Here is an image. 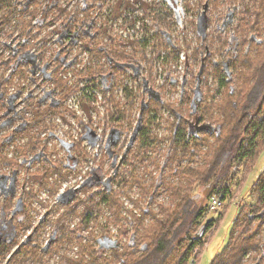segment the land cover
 Segmentation results:
<instances>
[{
  "label": "rangeland",
  "instance_id": "1",
  "mask_svg": "<svg viewBox=\"0 0 264 264\" xmlns=\"http://www.w3.org/2000/svg\"><path fill=\"white\" fill-rule=\"evenodd\" d=\"M95 1L85 0L87 3L81 4L80 0H7L8 4L0 8V16L5 17V14L8 16L6 22L0 21L3 22L0 39L11 44L20 40L22 32L26 33L25 27H31L32 32H36L34 38L38 41L45 35L47 41L55 39L57 33L54 30L63 20V12L59 8L66 9L67 4L68 12L74 16L89 19L96 15L95 24L100 23L108 33L114 34L118 41L122 40L121 37L126 40V46L119 42H116V45L132 56L130 76L115 71L109 76L114 82L110 88H104L98 78V72L102 74L110 70L102 58L103 55L96 58L84 52L79 55L81 60L77 63L55 70L51 83L45 82L43 87L56 88L50 97L62 98V101L67 99L66 107L63 102L53 114L51 113L50 122L46 121L48 128L57 134L72 137L76 132L69 124L72 121L77 123L78 119L82 118L104 136L108 135L109 127L116 126L114 135L118 137L121 130L122 138L129 144L128 139L130 141L138 122L143 126V132L141 131L128 156L129 165L123 164L122 170L115 178L112 192H108L102 185L106 179L110 180L114 171L110 169V159L101 155L98 159L102 164L99 169L101 183L95 184L97 188L100 186L99 198L90 196L87 192H80L74 200L67 201L68 207L48 203L51 219L44 223L36 222L40 207L34 200H28L27 208L31 219L34 218L31 224L34 227L32 238L43 245L50 236L53 238L58 236V239L48 242L47 247L46 245L43 247L44 253L37 255V258H33L29 253L20 252L12 256L6 264H127L128 260H135L145 254L142 249L140 250L141 244L146 242L149 248L152 246L151 235L159 230L160 221L181 220L180 209L186 197H191L196 204L205 206V211L188 232V235L193 236L199 234L200 244L195 246L183 264H211L213 256L221 250L228 238L231 244L224 252V257L232 256L239 244L249 242L247 245L249 247L238 264H264V258L261 259L264 253L252 247L255 240L264 243V220H258V214L264 212L259 206L260 199L264 197V149L242 161L238 160L241 162L234 161L227 177L217 179V169L208 180H204L203 174L209 169L221 137H217L214 132L200 129H195L194 132H198L196 135L191 130L187 131L186 125L183 139L177 142L173 138L176 125L184 124L187 118L192 119L190 112L194 111V106L200 101L201 95L202 104L213 107L210 116L207 115V109H204L207 120L215 126L225 124L223 136L228 130L227 123L234 125L235 118L226 119L223 111L220 113L219 109L221 106L230 109L233 100H236L238 105L241 104L250 84L242 85L240 78V82L234 83V94L229 95L228 85L219 89L222 75L213 71L212 61L204 70V59H207L209 54L210 60L215 58L220 61L224 58V47L230 37L236 35L240 38L243 32L249 31L252 24L248 23V29H239L236 25L237 20L242 18L239 25L242 26L248 22L249 13L253 11H255L253 14L256 12L260 14L258 30H263L264 0H182L185 13L181 15V26L175 23L174 15L165 3L159 2L160 4L155 5L152 3L153 0H145L146 6H149L145 9L139 7L136 0H125L128 1V6L120 5L122 0H100V4H96ZM235 6L237 9H232ZM43 8L49 11L48 25H43L41 18ZM8 11L10 13L7 15ZM113 12L115 15L110 16ZM232 14L235 16L233 23L227 26ZM47 16H44L46 21ZM200 16L205 18L203 32L199 30L201 33L196 31ZM254 19L253 16L251 20ZM156 22L164 30L170 31L172 36L170 46H166L165 36L161 31L156 30ZM50 31L52 35L48 37ZM10 32L13 33V39L11 34L9 35ZM258 32L255 36L262 38L263 42L258 45L257 50L260 52L259 61L264 65V32ZM142 36L148 38V43ZM207 43L211 52L205 55L204 46ZM55 48L51 43L48 50L54 51ZM4 51L6 54L9 46H5ZM244 53L242 51L241 54ZM137 62H140L141 73ZM84 64L85 67L80 69ZM96 66L98 72L94 71ZM5 69L6 65L0 61V72ZM138 69L139 77H136L135 70ZM203 70L204 78H197ZM141 74H145V77L141 78L143 76ZM194 86L195 93L198 89L200 96L194 98L191 110L189 99ZM184 90L186 91L182 100L181 91ZM79 96L86 97L92 104L83 105L79 101ZM143 106L146 108L143 109ZM263 111L264 107L261 112ZM261 112L260 116L263 114ZM193 122L197 123L196 118ZM71 126L75 127V124L72 122ZM21 143L22 141H19V149L26 153L27 148L24 149ZM11 148L12 146L9 150ZM9 150H5V155L10 156ZM52 151L53 160L64 158L57 148H52ZM88 164L89 160L83 158L82 169L77 168L71 174H64L67 180H63L60 187L78 184L81 178L88 174L85 173ZM218 182L222 187L228 185V191L225 193L224 206L211 212L207 208L209 196L220 195L223 192L213 189ZM108 196H114L112 206H108ZM148 207L150 213L144 214V209ZM172 208L175 209L173 214ZM62 213L63 221L60 222L57 216ZM108 215H115V226L114 217L111 216L107 220ZM130 220L133 226L129 224ZM210 220L212 224L206 229V223ZM26 228L28 227L20 225L19 232L22 233ZM57 231L62 234V238ZM65 233L71 236V244H66ZM104 234L110 235L108 238L115 243L100 245L98 248L96 240H102ZM134 234L137 246L134 251L128 253L130 249H127L126 244L134 238ZM189 240L187 237L175 247L174 253L165 264H177V259L187 247ZM258 241L256 242L259 243ZM8 252L9 250L0 259V264H4L10 257Z\"/></svg>",
  "mask_w": 264,
  "mask_h": 264
},
{
  "label": "flooded vegetation",
  "instance_id": "2",
  "mask_svg": "<svg viewBox=\"0 0 264 264\" xmlns=\"http://www.w3.org/2000/svg\"><path fill=\"white\" fill-rule=\"evenodd\" d=\"M136 1L139 2V7L141 8L147 9L149 7L146 6L147 2L145 0ZM153 1L152 3L155 5L165 3L168 10L174 15L175 23L181 26L182 19L178 20L176 18L174 9L179 8L181 15L185 13L182 0ZM80 2L81 4L87 3L85 0H80ZM95 2L96 4H100V0H96ZM124 4L128 6V1L122 0V4L120 5ZM68 5H66V9L59 8L63 12V20H61L54 30L57 33L55 39L51 38L47 41V36L45 35L38 41L34 38L37 34L35 31L32 32L31 27H25L26 33L22 32L20 40L16 43L11 44V42L1 41L0 39V50L2 49L0 51V61L6 65V69L0 72V249H3L2 255L9 250L8 254L10 256L4 264L9 262L13 254H19L21 244L26 241H32L44 253L43 247L48 242H53L55 238L56 241L58 239V236L54 238L50 236L45 241V245H43L32 238L34 227L31 224L34 218L31 219V214L27 208L29 199L34 200L35 204L40 207V213L36 216L38 221L36 220V222L44 223L51 219V210L48 203L68 207L67 201L74 200L80 192H87L90 196L93 195L99 198L100 186L97 188L95 184L101 183V172L99 169L102 164L98 162L101 155H105L108 160L110 159V169L114 171L110 176V180L106 179L102 185L108 192H112L115 186V178L122 170L123 164L127 163V166L129 165L128 156L138 138L137 136L134 139L135 141L129 146V144L125 143V139L122 138L121 130H119L118 137L114 135L116 126L109 127L108 135L104 136L101 132L98 133L90 123L84 122L82 118H79L77 123L72 121L75 127L71 126L72 122L69 124L76 132L72 137L57 134L46 126V121L50 122L51 113L53 114L60 104L62 105L64 102L66 107L67 98L62 101V98L50 97L54 94L56 88H51L50 86L43 87L45 82L51 83L52 75L56 72L57 68L62 69L72 66L78 60H81L79 55L84 52H88L91 57L96 58H100L103 55L104 57L102 58L110 70L100 74L96 66L94 71L98 72V78L104 88H110L114 83L109 76H112L115 71H121L124 75H129L131 71L132 56L127 54L125 49L116 45V42H119L126 46V40L121 37L122 40L118 41L115 35L108 33L100 23L95 24V21H97L96 15L91 16L89 19H86L87 17L74 16L71 12H68ZM232 9L237 8L235 6ZM41 14L43 16L41 17L43 25L50 24V22L48 23L47 16V14L49 15V11L43 8ZM114 15L115 12L110 14V16ZM44 16H47V21ZM234 18L235 16L232 14L227 26L233 23ZM241 21L242 18H239L236 25L239 26ZM156 24V30L158 29L165 36L166 46H170L172 40L170 31L161 28L158 22ZM196 31L201 33L198 27H196ZM1 32L2 28H0V34ZM10 34L13 39V33L10 32ZM51 35L50 31L48 37ZM144 38L147 39L148 43V38ZM260 40V38L255 36L254 32H250L245 37L241 35L240 38L232 35L224 47V58L220 60L221 73L226 74L228 69L232 70V67L228 63H225L226 59L229 60L231 55L237 57L242 51L245 52L244 54L253 50L255 51V44H259ZM51 43L56 47L54 51L48 50L51 47ZM5 46H9V51L6 54L4 51ZM207 47H209L208 43L204 46V49H206L205 55L207 52H210ZM121 51L122 53H117ZM210 55L207 56V59H204V70L210 61L215 65L218 64L217 59L210 60ZM12 59L13 61H10ZM137 63H139L138 68H140L141 73L140 62ZM84 67L85 64L80 69ZM138 71L139 69L135 70L136 77H139ZM204 76L205 74H202V79ZM143 77H145V74L141 78ZM230 77L231 74L229 75ZM181 84H183L182 81ZM152 91L154 92V90ZM185 91H181L182 100ZM186 95L188 96L189 93L187 92ZM197 97L198 95L195 93L194 86L189 99L190 107L193 104L194 98ZM202 99L201 95V99L196 105L202 104ZM79 101L86 106L92 104V101L84 96H79ZM29 115L31 116L28 118ZM191 116L194 121L196 116ZM192 119L187 118L185 120L188 131L195 129L199 125L201 126L198 121L194 123ZM117 129L119 128L117 127ZM19 141H22L21 144L24 149L27 148L25 150L26 153L20 151ZM130 141L128 139V142ZM9 146H12L11 150H9ZM52 148H57V151L64 158L53 160L51 157V154L53 156ZM5 150H9L10 156L5 155ZM83 158L89 160L85 171L88 174L83 176L76 185H69L65 188L60 187L63 180H67L64 174H71L77 168L82 169ZM125 186L126 183H124ZM85 187L88 188L85 189ZM114 193L116 194L115 190ZM52 197H54L53 200ZM89 199L92 201L91 197ZM113 200L114 196L109 197L108 206H112ZM46 205L48 207H44ZM144 212L148 214L149 207L144 209ZM258 215V220H260L259 218L264 217V212ZM62 216L63 213L57 216L60 222L63 221ZM111 216L108 215L109 218L107 220ZM113 217L115 220L113 226H115V215ZM129 224L132 226V221ZM20 225L28 227L22 230L23 234L19 232ZM59 228L56 227V229ZM24 230H26L25 233L23 232ZM57 232L60 234V238H62V234L59 231ZM20 235L22 236L21 239ZM65 235H67L66 244H71V236L67 233ZM103 236L102 240H96L98 248L100 245L105 246L106 244L113 243L108 238L111 237L110 235L104 234ZM97 239L99 240V237ZM260 244V250L264 253V244ZM2 258L3 256L0 257V259Z\"/></svg>",
  "mask_w": 264,
  "mask_h": 264
},
{
  "label": "trees",
  "instance_id": "3",
  "mask_svg": "<svg viewBox=\"0 0 264 264\" xmlns=\"http://www.w3.org/2000/svg\"><path fill=\"white\" fill-rule=\"evenodd\" d=\"M242 1V0H241ZM7 5V0H0V8L4 5ZM9 7V6H8ZM248 8V7H247ZM244 11H242L243 13ZM255 12V11H253ZM253 12L249 13V17L247 18L248 22L243 24L242 26H237L239 29H248L247 26L248 23H252L249 31L247 32H254L257 31L263 33V30H258V19L260 17V14L257 12L253 14ZM10 12H7V15ZM255 17L254 20H251L252 17ZM0 21L6 22L8 20V16L5 17L3 15L0 16ZM3 23V22H2ZM2 23H0V28ZM257 23V24H256ZM261 26V25H260ZM247 32H243V37L248 36ZM258 32V33H259ZM263 42V39L261 38L259 44L255 45V51L254 53L249 52L246 54H240L237 57L230 56L229 60L226 59L225 63H228L229 66L232 67V70L228 69V72L226 74H222L221 71V61L218 60V64L215 65L213 62V67L215 73H221V80H220V86L225 87L228 85L229 89V95L234 94L235 87L234 83L240 82L241 78V84H250L248 91H246L243 102L241 104H237L236 100L232 101V107L230 109H226L224 106H221L219 109L220 113L223 111L224 116L226 119L235 118L234 125H229L227 123V131L226 135L223 136V130L225 127V124L220 123L217 126L213 125L211 121L207 120V117L205 116L204 109H207V115L210 116V111L213 108L212 106H205L203 104H199L195 106L194 111H191L190 115L196 116V120L201 124V126H197L195 129L205 130L207 132L215 133L217 137H221L220 144L217 150L214 153V156L210 162L209 169L207 173L203 174V179L208 180V178L212 175L214 171L218 169L216 172V178L219 177H227L228 171L234 161L241 162L244 158L253 156L256 152H262L264 149V65L260 63L259 57L260 52L257 50L258 45H260ZM264 44V43H263ZM208 51L211 52L209 47H207ZM209 64V63H208ZM221 69V71H220ZM236 70V71H235ZM202 74H205L204 72ZM202 74L200 75V79H202ZM231 74V77L229 78V75ZM247 76H249L247 78ZM204 78V77H203ZM218 89V90H219ZM197 107V108H196ZM146 108V107H145ZM148 108V107H147ZM191 108V107H190ZM193 108H191L192 110ZM260 112L263 113L260 116ZM176 129L174 130L173 138L180 142L183 139V131L185 129L186 123L184 124H178L176 125ZM142 124L138 131L139 136L142 131ZM195 129H192L191 131L195 133ZM143 132V131H142ZM196 135L198 132L195 133ZM241 160V161H238ZM251 170V169H250ZM219 183V182H218ZM221 183L214 185V190H222L223 192L220 195H217V197L221 200L223 206H224V197L225 193L228 191V185H225L222 187L220 185ZM216 195V194H212ZM209 196V199L211 196ZM208 199V203H209ZM261 204L259 206L264 209V197L260 199L259 201ZM207 203V206H208ZM222 206V207H223ZM209 211L214 212L217 210H212L207 207ZM175 211L174 208H172L171 212ZM178 210V207L176 208ZM205 211V206L201 204H196L191 197L184 198L180 213H181V220L176 221L175 219L170 220L169 222L160 221V228L157 229L155 234H152V246L149 248L147 243L141 244L140 250L144 251V255L139 256L135 260H128L127 264H165L166 260L174 253L175 247H177L184 239L187 237L190 238L187 247L183 252H181V255L178 257L177 264H183L184 261H187L188 255L192 253L195 246L197 244H200L201 237L199 234L197 236L188 235V232L192 225L196 222H198L203 213ZM150 213V210L149 212ZM145 214V213H144ZM178 216V215H177ZM259 221L264 220V217L259 218ZM212 224V220L208 221L206 223L205 228L210 227ZM234 223L232 224L233 227ZM133 226V224H132ZM205 228L202 230V236L204 235L203 231H205ZM257 234V231H255ZM138 239V238H137ZM255 240L252 243V247L254 250L261 251V242L257 243ZM249 242L239 244L237 248L234 250V254L232 256L224 257V252L227 250L229 245L231 244L230 238H228L225 245L221 248V250L213 256L211 260V264H238L241 262L243 256L245 255L246 250L248 249ZM264 244V243H263ZM126 246L128 247L127 252L131 253V251L135 250L137 246V240L135 238L131 239ZM126 250V249H125ZM3 249H0V257L4 256L2 255ZM20 252H25L26 254L29 253L33 258H37L39 254H43L37 247L36 244L32 243V241H26L21 244L20 246ZM126 252V251H124ZM127 253V254H128ZM13 256H16V254H13ZM264 258V256L261 257V259ZM260 259V260H261ZM258 260V261H260ZM123 262V261H122ZM241 264V263H240Z\"/></svg>",
  "mask_w": 264,
  "mask_h": 264
},
{
  "label": "water",
  "instance_id": "4",
  "mask_svg": "<svg viewBox=\"0 0 264 264\" xmlns=\"http://www.w3.org/2000/svg\"><path fill=\"white\" fill-rule=\"evenodd\" d=\"M174 11H175V16H176V18L179 20L180 18H181V12H180V10H179V8H175L174 9ZM204 17L203 16H200V18H199V22L197 23V25H198V30H201L202 32H203V30H202V26H203V22H204ZM200 77V75H198V77L197 78H199ZM196 94L198 95V97L200 96V93H199V91H198V89L196 90ZM145 108V106H143V109ZM143 109H142V111H143ZM194 109H195V106H194ZM142 115V114H141ZM141 117L142 116H140V119H141ZM140 122H138V124H137V126L134 128V131H133V134H132V136H131V141L129 142V146L134 142V139H135V137H136V135H137V132H138V130L140 129ZM114 241H113V243L112 244H110V245H114ZM47 245L48 244H46V247H47Z\"/></svg>",
  "mask_w": 264,
  "mask_h": 264
},
{
  "label": "built area",
  "instance_id": "5",
  "mask_svg": "<svg viewBox=\"0 0 264 264\" xmlns=\"http://www.w3.org/2000/svg\"><path fill=\"white\" fill-rule=\"evenodd\" d=\"M208 206L212 210H220L223 206L221 200L217 197V195H212L209 199Z\"/></svg>",
  "mask_w": 264,
  "mask_h": 264
},
{
  "label": "bare ground",
  "instance_id": "6",
  "mask_svg": "<svg viewBox=\"0 0 264 264\" xmlns=\"http://www.w3.org/2000/svg\"><path fill=\"white\" fill-rule=\"evenodd\" d=\"M176 80H178V79H176ZM188 131V130H187Z\"/></svg>",
  "mask_w": 264,
  "mask_h": 264
}]
</instances>
